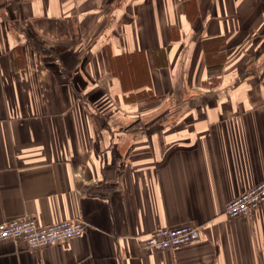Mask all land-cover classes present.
Returning a JSON list of instances; mask_svg holds the SVG:
<instances>
[{
	"label": "crops",
	"instance_id": "obj_1",
	"mask_svg": "<svg viewBox=\"0 0 264 264\" xmlns=\"http://www.w3.org/2000/svg\"><path fill=\"white\" fill-rule=\"evenodd\" d=\"M135 52L145 75L124 89L107 57ZM262 180L264 0H0V222L87 224L0 241V264H264V204L225 213ZM183 223L198 240L139 244Z\"/></svg>",
	"mask_w": 264,
	"mask_h": 264
},
{
	"label": "built area",
	"instance_id": "obj_2",
	"mask_svg": "<svg viewBox=\"0 0 264 264\" xmlns=\"http://www.w3.org/2000/svg\"><path fill=\"white\" fill-rule=\"evenodd\" d=\"M264 204V180L240 193L225 206V213L238 217L253 213ZM87 224L81 219L61 220L43 224L36 217L12 218L0 222V241L23 240L30 248L39 249L51 244L81 236ZM200 228L188 223L180 226H167L152 231L139 244L145 249H175L199 239Z\"/></svg>",
	"mask_w": 264,
	"mask_h": 264
},
{
	"label": "trees",
	"instance_id": "obj_3",
	"mask_svg": "<svg viewBox=\"0 0 264 264\" xmlns=\"http://www.w3.org/2000/svg\"><path fill=\"white\" fill-rule=\"evenodd\" d=\"M194 1V0H192ZM221 37H216L215 39L204 40V49L207 59V67L211 70L221 68L225 60V55L222 52L223 40ZM158 54H165L163 49H159L156 52ZM142 52L128 53L123 55L114 56L109 53V67L112 74L118 75L122 83L123 88H127V84L134 85L138 87V82L141 81L145 75L146 63L142 57ZM155 55V56H156ZM137 85V86H136ZM153 92H146L144 95L149 96L150 99L156 98ZM139 96L140 95H135ZM130 99V98H127ZM134 100V99H130Z\"/></svg>",
	"mask_w": 264,
	"mask_h": 264
},
{
	"label": "rangeland",
	"instance_id": "obj_4",
	"mask_svg": "<svg viewBox=\"0 0 264 264\" xmlns=\"http://www.w3.org/2000/svg\"><path fill=\"white\" fill-rule=\"evenodd\" d=\"M8 11H9V13L11 14L12 11H14V10H13V8L11 9V7H10V8H8ZM15 11H16V10H15ZM60 28H62V24H61V22H60ZM110 96H111V95H110L109 92L106 93V94H104V95H102L103 98H102V100H101L100 102L103 101V103H102V106H103V107L106 105V102L108 103V107H109V103H110V99H111ZM105 110H108V109H105ZM107 112L109 113L110 111L108 110Z\"/></svg>",
	"mask_w": 264,
	"mask_h": 264
}]
</instances>
